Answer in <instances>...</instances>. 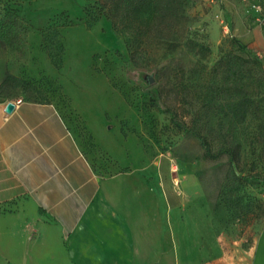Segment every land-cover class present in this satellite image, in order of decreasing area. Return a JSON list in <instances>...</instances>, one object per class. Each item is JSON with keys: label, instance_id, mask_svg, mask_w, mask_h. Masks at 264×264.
<instances>
[{"label": "rangeland", "instance_id": "obj_1", "mask_svg": "<svg viewBox=\"0 0 264 264\" xmlns=\"http://www.w3.org/2000/svg\"><path fill=\"white\" fill-rule=\"evenodd\" d=\"M4 1L19 24L0 29V101L53 105L99 176L137 171L150 182L156 172L169 207L190 226L187 264H256L264 183L234 174L264 178V102L239 122L226 89L238 77L216 63L246 56L231 26L264 0H157L155 14L123 5L109 19L95 17L101 0ZM246 71L240 81L251 91ZM191 127L233 156L206 157ZM19 250L16 243L17 256L0 255V264H26Z\"/></svg>", "mask_w": 264, "mask_h": 264}, {"label": "crops", "instance_id": "obj_2", "mask_svg": "<svg viewBox=\"0 0 264 264\" xmlns=\"http://www.w3.org/2000/svg\"><path fill=\"white\" fill-rule=\"evenodd\" d=\"M231 27L264 64L254 13ZM15 100L0 101L3 261L18 243L26 264H187L190 226L169 207L156 172L150 182L137 171L99 176L53 105L23 100L6 113Z\"/></svg>", "mask_w": 264, "mask_h": 264}, {"label": "trees", "instance_id": "obj_3", "mask_svg": "<svg viewBox=\"0 0 264 264\" xmlns=\"http://www.w3.org/2000/svg\"><path fill=\"white\" fill-rule=\"evenodd\" d=\"M101 6L96 11L95 17H105L111 18L114 13L119 10L123 12L125 9L122 7L129 5L128 12L132 11L133 15H137L140 11H151L155 14L158 11L157 0H101ZM16 9L11 8L6 1L0 0V29H10L14 28L19 24L17 18ZM111 14V15H110ZM232 43H234L244 55H231L228 56V60L225 61V57L221 58L216 64V66H226L230 67L232 76L238 77L233 79L232 85H228L226 88L229 90L234 97L232 103H227L228 110L230 113L243 122L247 114L258 111V104L264 102V64L247 48L246 45L242 44L236 38H233ZM203 47V45L201 46ZM208 50V48L206 49ZM246 69L248 74V80L252 83V89L247 90V85L241 83V78ZM22 100V99H21ZM23 101V100H22ZM41 103V102H40ZM156 108L160 112H164L170 115L172 123L179 129L183 128V125L177 120L176 113L169 108H166L163 103L158 99L156 102ZM189 131L194 137L200 141V145L205 152L206 157L212 160L218 159L221 155L226 154L230 157L233 156V149L231 147H221L220 149L214 151L210 142L202 134L199 129L191 127ZM235 178L239 182L250 181L257 183H264V178L256 175H247Z\"/></svg>", "mask_w": 264, "mask_h": 264}, {"label": "built area", "instance_id": "obj_4", "mask_svg": "<svg viewBox=\"0 0 264 264\" xmlns=\"http://www.w3.org/2000/svg\"><path fill=\"white\" fill-rule=\"evenodd\" d=\"M251 8H252V12L254 13V20H255V22L259 26H264V9H262L258 5H252ZM21 102H22L21 99H16L15 101H10V103H12L14 105V107L17 106V105H19Z\"/></svg>", "mask_w": 264, "mask_h": 264}, {"label": "water", "instance_id": "obj_5", "mask_svg": "<svg viewBox=\"0 0 264 264\" xmlns=\"http://www.w3.org/2000/svg\"><path fill=\"white\" fill-rule=\"evenodd\" d=\"M147 81H148V83H151V77L150 76L147 77ZM13 109H14V105L9 102V103H7V105L5 107V112L11 113L13 111Z\"/></svg>", "mask_w": 264, "mask_h": 264}]
</instances>
